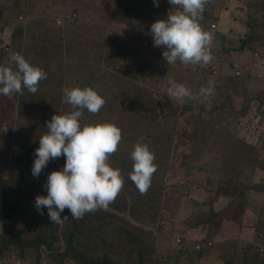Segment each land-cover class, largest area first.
<instances>
[{
    "label": "rangeland",
    "instance_id": "1",
    "mask_svg": "<svg viewBox=\"0 0 264 264\" xmlns=\"http://www.w3.org/2000/svg\"><path fill=\"white\" fill-rule=\"evenodd\" d=\"M77 1L81 10L76 3L68 8L76 14L69 22H78L81 11L102 22L112 4V0ZM65 9L61 0H0V66L11 62L9 57L14 52L9 46L6 49L5 44L12 34L17 36L16 31L27 25L28 42H34L35 31L49 28V22L56 24L53 17H64ZM220 12L246 28L242 38L234 32L223 34L217 30ZM19 15L24 18L19 20ZM108 18L106 46H101L104 41L100 43L98 39L92 42L97 43L92 50L99 47L94 50L96 62L100 61V66L96 64L100 71L97 92L105 104L97 114L83 109L80 123H111L121 129L118 149L108 163L120 170L124 184L107 210L89 212L81 218L82 223L73 233L75 247L88 255L108 253L127 264H138L139 257L143 264H182L174 254L180 248L176 237L182 236L186 244L196 240L212 242L202 250V262L219 264L231 258L234 264H264V55H255L264 50V0H209L204 5L199 21L204 31L210 34L209 25L217 24L215 35H211V49L219 52L214 53L220 62L218 78L207 75L199 64L179 60L163 63L158 56L160 46L154 45L151 35L152 22L139 23L141 18L133 14L119 19L110 14ZM85 28L98 38V23H85ZM240 39L247 41L243 49H238ZM47 46L43 40L38 56H47ZM23 57L27 60L29 56L24 52ZM63 65L64 70L68 69V64ZM234 65L246 77L244 84L235 88L227 83L228 75L235 72ZM210 80L214 90L207 98L178 100L167 94L174 83L184 84L198 94ZM229 85L231 88H226ZM225 97L236 111L235 118L230 115L226 120L230 123L229 132L209 121L206 127L192 118L191 122L187 120L188 114L198 117L199 107L209 113L226 106ZM12 103V96L0 94V176L6 180L5 191L11 202L17 201L11 211L12 225L15 233H21L20 242L7 246L5 240L1 242L4 245H0V264H79L56 255L64 248L67 229L74 219L70 210L65 208L61 213L62 217L67 216L62 224H54L46 207L40 215L34 206L38 195L47 196L44 185L48 175L61 170L66 162L62 155L50 161L38 178L32 175L35 150L40 137L48 132L47 122L54 111L25 115L19 108L14 110L16 117L27 120L15 122L13 132L6 120L12 115ZM184 106L187 109L180 114ZM227 109L226 106L222 110L227 113ZM72 110L70 107L59 114ZM210 116L216 118L202 113L203 121ZM21 123L33 126L22 130L18 128ZM184 133L195 135L194 141L202 147L189 152L191 140L183 139ZM240 141L248 144L252 154L243 156V149L232 150L228 145ZM136 143L148 145L157 166L145 194L129 177L133 169L131 152ZM1 222L0 211V230ZM197 222L199 225L194 226ZM40 232L47 234L45 237L54 249L51 254L38 256L35 248L27 245ZM250 245L256 249L249 248Z\"/></svg>",
    "mask_w": 264,
    "mask_h": 264
},
{
    "label": "clouds",
    "instance_id": "2",
    "mask_svg": "<svg viewBox=\"0 0 264 264\" xmlns=\"http://www.w3.org/2000/svg\"><path fill=\"white\" fill-rule=\"evenodd\" d=\"M209 0H169L171 5L180 9L158 19L151 25V35L155 46H164L163 57L168 64L177 60L184 64H209L211 42L213 37L203 31L199 21L202 19L204 5ZM159 6L158 0H154ZM9 60L15 70L9 66H0V94L11 97L23 94V89L36 93L40 81L47 78L46 72L31 65L21 54L12 53ZM214 90L210 80L206 87H201L194 94L184 84H172L168 96L178 100L207 98ZM63 103L71 106V112L53 115L47 122V134L39 139V147L35 150L36 159L31 172L38 178L47 164L62 155L66 157L65 165L59 171L51 172L44 187L47 196L35 198V208L43 215V208L48 210L51 223L62 224L67 216L61 213L65 208L70 210L74 219H81L86 213L99 209L107 210L121 189L124 179L119 169L108 163L121 141V129L111 123H80L86 109L97 114L105 104V100L93 88H64ZM133 169L129 174L141 194L150 187L151 178L157 171L154 164V153L147 144L136 143L131 152Z\"/></svg>",
    "mask_w": 264,
    "mask_h": 264
},
{
    "label": "crops",
    "instance_id": "3",
    "mask_svg": "<svg viewBox=\"0 0 264 264\" xmlns=\"http://www.w3.org/2000/svg\"><path fill=\"white\" fill-rule=\"evenodd\" d=\"M117 1L119 0H112V4L108 7L109 12L112 9L113 4L115 2L117 3ZM61 2L66 8L65 12H67L68 8L70 9V5L66 0H61ZM34 4L37 6L36 3ZM159 4V6L161 7V11H159V7L157 9L153 7L154 3L152 2V0L146 3L145 10L141 16V20L139 21V23L142 22V24H144L145 22H150L149 18L152 17V15L154 17L165 12L168 16L169 14L174 13L178 10H182L179 8V6L171 5L169 3V0H160ZM109 12L108 15L106 13L104 18L101 19L103 20L102 22H99V20L97 22L94 16H90L87 14L84 15L82 11L81 17H78L79 19H77L78 22L66 21L58 25L51 24L49 22V28L40 27L37 29V32L35 31L34 42H28L26 33L27 25H24L22 30L16 31L19 33L17 36L13 34L10 36L11 40L10 42H8V44H5V46H9V49L12 52L17 53L19 51L22 56L24 55V52H26L27 56H29L27 58V61L31 65L39 67L44 72H46L47 78L40 81L36 93L33 94L28 92L27 89H23V94L17 93L12 96V115H8L6 118V120L8 119L9 129L11 128L13 129V132H15L16 129H14L13 124L15 125V122L17 121L22 122L23 120H27L18 115L16 117L14 115V110L17 111L19 108V110L25 115H28V113L35 114L39 111L42 112L53 110L54 112H56L55 115H59L61 111L68 110V108L64 107L66 103L62 102L64 88L79 87L83 89L86 87H91L93 80L100 79V71L96 68V64L100 66V61L96 62L95 52L94 50H92V48L97 45V43L92 44V42H94L95 39H98V41L102 43L106 39V30L108 29L109 25L107 20L110 19L108 18ZM218 14L220 16L219 21L217 22V30L219 32L223 34L227 31L230 33L234 32L240 37H242L244 32H246V28L242 26L238 20L229 18L223 12H220ZM53 18L55 21V18H57V16ZM79 22L81 23L78 24ZM85 23H98V38L90 34L91 32L88 31L89 29L85 28ZM100 33L103 36V39L100 38ZM43 40H46V43H48L46 49V57L38 56L41 42ZM64 49L65 52H63ZM67 55H69L70 58L66 57ZM232 55L230 56L231 58L234 57ZM39 58L43 59L41 60ZM235 60L237 61V59ZM63 63L68 64V69H63ZM6 65L12 67L13 70H15V65L12 62H10L9 65L6 63ZM32 126V124L24 126L21 123L18 125V128H22V130L28 128L31 129ZM7 129L8 127L5 125V133L7 132ZM3 134L4 133L2 131V135ZM26 134L27 133H25V135Z\"/></svg>",
    "mask_w": 264,
    "mask_h": 264
},
{
    "label": "trees",
    "instance_id": "4",
    "mask_svg": "<svg viewBox=\"0 0 264 264\" xmlns=\"http://www.w3.org/2000/svg\"><path fill=\"white\" fill-rule=\"evenodd\" d=\"M36 1V0H34ZM68 2V4L70 5V7L74 6L77 4V7L79 8V10H81V5L79 4L80 2L77 0H66ZM151 0H119L117 1V3L114 4V6L112 7V9L109 12V15L111 14V18H115V17H119V18H129V16L133 14V16L137 17V18H141L144 10H145V6L146 3L150 2ZM152 2L154 3V0H152ZM160 2V0H158V3ZM76 3V4H75ZM160 5V4H159ZM83 7V5H82ZM159 9L161 8L160 6H158ZM156 6V4L154 3V8L157 9L158 8ZM1 14V11H0ZM118 18V19H119ZM167 18V14L165 12L156 15L153 17H150L149 20L150 22L154 23L156 22L158 19H166ZM151 23V25H152ZM208 30L210 29V25L207 28ZM216 32V31H214ZM215 35V33H214ZM240 37V36H239ZM242 38V37H241ZM105 41L104 40V44L101 46H106L105 45ZM240 45L238 46V49H243L245 47V43L247 41L245 40H241ZM264 45V44H262ZM99 48V47H98ZM98 48H94V50L98 49ZM96 53L95 52V58H96ZM211 53L214 55L215 54H219L218 51L211 49ZM159 56V55H158ZM215 56V55H214ZM159 59L163 62V63H167L165 61H163L160 57ZM145 65V64H144ZM141 66L143 67V63L141 64ZM142 71V69L140 70ZM205 71V70H204ZM207 75H209L207 73ZM128 76V75H127ZM214 78H218L214 77ZM228 82L233 88H235L238 84L241 86L244 84L246 77L245 75H243V73H238L236 74L235 72H232L228 75L227 78ZM99 81L100 79H95L92 81V85L91 88H93L96 92H97V88L99 87ZM229 85V87L226 88H231V86ZM98 93V92H97ZM226 98V97H225ZM224 98V99H225ZM226 102L228 104H226L227 106V113H225L222 109L225 108L226 106H222V107H216L213 109V111L205 112L203 109H201V107H199V111H198V117H196V114H188L187 116V120H189L191 122V119H193V122L197 121L198 125H202L205 126L206 124L212 125V123L219 125L220 127L225 128V132H229L228 127H229V122L226 120L230 117L231 118H235L236 117V111L234 110V108L230 105V102L228 101V98H226ZM66 107V106H65ZM71 106H69L70 108ZM68 108V109H69ZM187 109V107L184 106V108L182 109V112L180 114H183V112ZM202 113H204V115H208L211 114L214 116L215 119H213L211 116V118L207 119V121H203L204 118L202 117ZM33 114V113H32ZM31 113H28V115H32ZM56 114V112H54V115ZM209 121V123H208ZM207 127V125H206ZM185 130V128H184ZM203 129H199V131L201 132ZM183 137V139L187 140H191L190 144V150L189 152H196L198 151V149H200L202 146H198L196 144V142L194 141L195 135L194 136H189L186 135L185 133L181 135ZM181 141H183L182 139H180ZM179 144V143H177ZM230 147H232L234 149H243V156H247L248 154H252V150L248 147V144L244 143V142H239L237 144H228ZM19 147V145H18ZM238 152H234V154H236ZM6 184V180L4 177L0 176V211L2 213V222H1V230H0V243L2 241H4L5 246H7V244L11 243V242H20V236L19 233H21V231L19 232H14V228L12 225V215H11V211L12 209H15L17 206V201H15L14 203H12V198L11 196L5 191V185ZM211 214L215 215V211L210 208L208 209ZM82 219L81 220H77V219H71L69 227L67 229V236H66V240H65V246L61 251L57 252V257H59L60 259L63 258H71L73 260H75L76 262H78L79 264H127L126 261H122L121 259H116L114 257H111L108 253H103L100 256H95V255H88L86 252H81L80 250H78L75 247V237H74V230L76 228H78V226L82 223ZM201 224V223H200ZM199 222H197L196 224H194V226H198ZM47 236V234H44L42 232L39 233V235L37 236V238L35 239L34 242L32 243H28V246L34 247L35 251L37 253L38 256H42L43 254H51L52 252H54V249H52L50 247V243H48V239L45 237ZM3 243H1L0 245H2ZM3 244V245H4ZM21 247H23L21 245ZM249 248H254L256 249L255 245H250ZM202 250L199 251H192L190 249L188 250H184L183 248H178V250L174 253L178 263L181 262L182 264H212V263H205L202 262L200 257L202 254ZM138 264H143V258L139 257L138 258ZM230 261H226L223 259V261H221V263L219 264H234L233 260L230 258Z\"/></svg>",
    "mask_w": 264,
    "mask_h": 264
},
{
    "label": "built area",
    "instance_id": "5",
    "mask_svg": "<svg viewBox=\"0 0 264 264\" xmlns=\"http://www.w3.org/2000/svg\"><path fill=\"white\" fill-rule=\"evenodd\" d=\"M76 14L73 12V11H67L65 14H64V17H57L55 18V23L56 24H62L64 22V20H73L75 18ZM24 18L23 15H19V20H22ZM217 24L215 22H212L210 24V31H211V35L214 33V31L216 30V26ZM211 48V46H210ZM6 49H8L6 47ZM165 51V48L164 46H160L159 48V52H158V55L159 57L167 62L164 57H163V52ZM16 53V52H14ZM213 59L212 61L207 64V65H204V64H199L200 67L205 70L210 76L214 77V76H217L218 72H219V60L211 53ZM255 55L256 56H259V55H264V50H262L261 53H258V52H255ZM192 65V64H191ZM234 69H235V73L238 74L239 71L237 70V65H234ZM14 145V144H13ZM14 148L18 149V145L14 146ZM176 242L180 245L179 247L183 248L184 250H187V249H190L192 251H199V250H203L204 248H207L209 247V245L212 244V242L210 240H196V241H193L191 244H186L185 242V239L184 237L182 236H177L176 237Z\"/></svg>",
    "mask_w": 264,
    "mask_h": 264
}]
</instances>
